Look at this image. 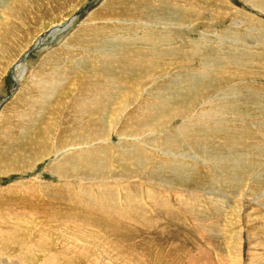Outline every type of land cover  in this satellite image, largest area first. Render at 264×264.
<instances>
[{
  "label": "rangeland",
  "instance_id": "1",
  "mask_svg": "<svg viewBox=\"0 0 264 264\" xmlns=\"http://www.w3.org/2000/svg\"><path fill=\"white\" fill-rule=\"evenodd\" d=\"M27 1L0 0V50L9 45L6 56L0 51V119L12 117L23 85L36 89L32 77L35 83L54 85V95L44 104L40 118L24 110L15 115L21 126L20 114L29 116V127L21 132L30 137L23 133L22 145L31 143L36 149L20 160L11 156L0 162V228L11 231L7 235L3 230L7 236L0 243V264H51L52 259L55 264H264V141L255 144L254 139V133L264 134L263 73H235L221 84L211 76L191 92L186 85L188 78L201 81L203 68L211 66L235 67L244 64L240 60L263 61L264 66V0H144L145 7L143 0ZM138 1L144 17L132 18L128 8L135 11ZM41 11H46V17L40 16ZM23 12L33 16L29 25L21 20ZM14 25L18 32L13 37ZM5 32L14 39L5 41ZM58 51L65 69L72 70L65 82L41 63ZM157 88L164 89L160 97L165 99L172 95L170 90L180 93L169 101L154 97ZM215 100L225 106L218 111V122L211 120L215 114L210 103ZM73 101L80 103L74 106ZM44 114L46 120L41 118ZM198 117L209 119L212 128L215 124L249 127L244 139L236 136L246 141L245 148L243 144L227 151L220 126L189 127ZM180 131L196 138L201 131L200 145L187 144V138L194 137H179ZM44 137L50 139L45 143ZM3 141L0 138V144ZM122 144L136 157L130 165L129 157L125 161L119 157ZM84 150H98L92 170H83L89 165L77 157L69 171L62 166L67 175L55 171L69 151ZM36 153L42 159L30 163ZM226 170L232 175L227 179ZM208 173L212 179L205 178ZM107 192L114 196L113 202H101V193ZM88 194L93 195L89 196L94 198L92 203L83 199ZM60 195L70 197L69 203H59ZM134 198L137 205L131 203ZM43 210L50 211L49 216ZM76 245L82 246V254L76 253Z\"/></svg>",
  "mask_w": 264,
  "mask_h": 264
},
{
  "label": "bare ground",
  "instance_id": "2",
  "mask_svg": "<svg viewBox=\"0 0 264 264\" xmlns=\"http://www.w3.org/2000/svg\"><path fill=\"white\" fill-rule=\"evenodd\" d=\"M136 1V0H135ZM142 1V0H141ZM31 1L30 0H28L27 1V3H30ZM27 3H26V5H27ZM142 3V2H141ZM141 3L138 1V2H136V4L138 5V6H134V8H136V10L134 11V10H132V7H129L128 9H130V10H128V11H130V13H131V17L133 18V16H135V17H137L136 15L137 14H139L141 17H144L142 14H143V12L140 10V7H141ZM23 4V3H22ZM34 4V3H33ZM261 4V3H260ZM25 5V3L23 4V6ZM164 5V4H163ZM22 6V7H23ZM146 6V3H144V0H143V3H142V7H145ZM24 8V7H23ZM29 8V7H28ZM33 8V7H32ZM22 9V8H21ZM151 9V8H150ZM255 9V8H254ZM15 10V9H14ZM32 10V9H31ZM152 10V9H151ZM260 10H261V8H260ZM160 11V10H159ZM25 12V11H24ZM23 12V14H21L20 15V17H21V20L25 23V24H27V25H29L32 21V19H33V16L32 17H29L27 14H25ZM5 13H6V11H5ZM46 13V11H41V14H40V16H43V15H47V14H45ZM19 15V14H18ZM29 15H30V13H29ZM31 16V15H30ZM155 16V15H154ZM19 17V18H20ZM35 17V16H34ZM44 17H46V16H43V18ZM135 17H134V19H135ZM157 16H155V17H153V18H156ZM112 20V19H111ZM29 21H31V22H29ZM154 21V20H153ZM171 22H172V20H171ZM175 23V22H174ZM3 27V26H2ZM9 27V26H8ZM14 27H15V29H14V33H13V37L17 34V32H18V28L14 25ZM2 29V28H1ZM4 29V28H3ZM5 29H7V27H6V25H5ZM10 29H8V31H9ZM21 31V30H20ZM29 31V30H28ZM2 33V32H1ZM3 35V34H2ZM2 37H4L5 38V41H8V40H10V39H12L13 37H12V35H10L9 34V32H5L4 33V36H2ZM14 39V38H13ZM1 42V41H0ZM3 43H5V42H3ZM103 43H106V42H103ZM40 44V43H39ZM2 46V45H1ZM106 46V45H105ZM3 47V46H2ZM6 48H9V45H7L6 44V46H5V48L3 49V51L2 50H0V51H2V53H3V55L2 56H6L7 54L6 53H8V51H4V50H6ZM123 48V47H122ZM108 49H110V48H108ZM133 49V48H132ZM121 50V49H120ZM64 51V50H63ZM130 51H134V49L133 50H130ZM12 53V52H11ZM65 53H67L66 55H69L70 54V56L69 57H71V58H73L74 59V61L75 60H78V57H76L74 54H72L71 52H68V51H66ZM69 53V54H68ZM130 53V52H129ZM1 54V53H0ZM57 54H61L59 51L58 52H54V53H51V54H49V55H47V56H45V58L42 60V66H47V67H49V69L52 71V72H56V73H58L62 78H63V80H64V82L66 81V75H68L69 74V72H72V70L70 69V68H66L65 69V64H64V62H63V60H62V58H61V56H59V55H57ZM136 54V53H135ZM153 54V53H152ZM131 55H133L132 53H131ZM135 56L136 55H134V56H132V57H134L135 58ZM190 56V55H189ZM67 57V56H66ZM68 57V58H69ZM123 57V56H122ZM152 57V56H151ZM129 58V57H128ZM144 58V57H143ZM153 58V57H152ZM215 59H216V57H215ZM243 59H244V57H243ZM145 60V59H144ZM213 60V59H212ZM211 59H210V61H212ZM224 60V59H223ZM237 60H239V59H237ZM128 61V60H127ZM136 61V60H135ZM209 61V60H208ZM208 61H207V63H208ZM242 63H244V64H238V65H236L235 67H233V66H226L227 64H225V66H223V67H220V69H213V67L211 66L210 67V69L208 70V69H204L203 68V72L200 74V79H201V81H199V79H198V77H192V78H188L187 79V82L189 83V84H186V85H189V87H187L189 90L188 91H190L191 92V90L193 89V88H195V90H196V87H198L199 86V84H202L203 82V80L205 79V80H207V78L208 77H214L215 76V78H216V76L218 77V82L221 84V82L223 83V81H225V80H227L228 78H230V77H234L236 74L235 73H241V72H243V71H246L245 73H246V75H247V73H249L250 71H254V74L256 75V74H261V73H263L262 75L264 76V66H262V64H263V61H261L260 63H248L247 61L248 60H246V61H243V60H240ZM7 62V61H6ZM78 62V61H77ZM215 62V61H214ZM237 62V61H236ZM1 63V62H0ZM140 63V62H139ZM226 63V62H225ZM81 64V63H80ZM83 64V63H82ZM85 64V63H84ZM83 64V65H84ZM115 64V63H114ZM129 64V63H128ZM127 64V65H128ZM136 64V63H135ZM146 64H149L148 62H146ZM213 64V63H212ZM121 65V64H120ZM214 65V64H213ZM125 66V65H124ZM140 66V65H139ZM202 66V65H201ZM3 67V66H2ZM137 67V66H136ZM203 67V66H202ZM208 68V67H207ZM68 69V70H67ZM148 69V68H147ZM154 69V68H153ZM2 70V69H1ZM118 70V69H117ZM120 70H121V68H120ZM39 70H36L35 72L37 73ZM137 72H139V71H137ZM149 72V71H148ZM158 72H159V70H158ZM35 73V74H36ZM86 73V72H85ZM126 73V72H125ZM128 73V72H127ZM149 73H151V72H149ZM226 73L228 74V75H226ZM250 73H252V72H250ZM249 73V74H250ZM35 74H34V76H35ZM120 74V73H119ZM136 74V73H135ZM144 74V73H143ZM154 74V71H153V73H152V75ZM156 74V73H155ZM242 74V73H241ZM244 74V73H243ZM149 75V74H148ZM198 76V75H197ZM154 77V76H153ZM152 77V78H153ZM224 77H227V78H224ZM236 77V76H235ZM224 80H223V79ZM210 79V78H209ZM31 83H32V85H34V87L36 88L35 90H33L30 86H26V85H23V88H21V90H20V94H19V97H18V99H19V106L16 108H13V115H11L12 117L11 118H5V116H1V117H3L4 119H5V122L2 120V118L0 119L1 121H3V124H0V138H2L4 141H5V143H4V141H3V143L4 144H0V162L1 161H7V160H11V156H12V159L14 158V159H19L20 160V158L21 157H23L24 156V158L27 156V155H29V154H32V153H30V152H32L33 151V147H35V146H33V144H31V143H29V144H27L26 146H23L22 145V143L24 142L23 141V139L26 137L23 133H26V135H28L27 134V132H21L22 130H24V131H26V129L25 128H28L29 127V116L27 115V114H24V113H21L20 115L22 116V121H23V123H24V125L23 126H21V123H20V121H18L17 119H16V117H15V115H17L18 113H20L22 110H24L25 112H27V113H29L30 115H33L34 113L40 118V114H41V110L42 109H44V104L45 103H47L48 102V100H49V98H51L54 94H53V86L54 85H52V84H50V83H48V82H41V81H38V82H36L35 83V80H34V77H32L31 79ZM95 80V79H94ZM105 80H107V78H105ZM173 80V79H172ZM176 80V79H175ZM68 81V80H67ZM96 81H97V78H96ZM140 81V80H139ZM208 81V80H207ZM229 81H230V79H229ZM228 81V82H229ZM178 82V81H177ZM183 82V81H182ZM182 82H179V83H182ZM186 82V83H187ZM90 83H92V82H90ZM95 83V82H94ZM178 83V84H179ZM208 83H210V82H208ZM218 83V84H219ZM99 84V83H98ZM136 84H137V82H136ZM140 84V83H139ZM205 84V83H204ZM203 84V85H204ZM242 84V83H241ZM87 85V84H86ZM90 85V84H89ZM89 85H87V86H89ZM109 85V84H108ZM111 85V84H110ZM183 85H185V84H183ZM198 85V86H197ZM212 85V84H211ZM210 85V86H211ZM217 85V84H216ZM97 86V85H96ZM182 86V85H181ZM181 86H179V87H181ZM205 86V85H204ZM251 86V85H250ZM253 86V85H252ZM95 87V86H94ZM160 87V86H159ZM161 87H163V86H161ZM173 88H174V85H173ZM241 88V87H240ZM105 89H106V87H105ZM104 89V90H105ZM182 89H184V88H182ZM212 89V88H211ZM250 89V88H249ZM33 90V91H32ZM252 90V89H251ZM35 91V92H34ZM82 91V90H81ZM115 91V90H114ZM164 91V89H162V88H157L156 89V92L154 93L155 94V96L154 97H158V98H162V97H160V95H161V93ZM177 91H179V90H177V89H174V90H170V92H172L171 94L172 95H175V94H178V93H180V91L179 92H177ZM186 91H187V89H186ZM193 91V90H192ZM202 91H204V89L202 90ZM258 91V90H257ZM58 92V91H57ZM168 92V91H167ZM190 92H187L189 95H190ZM205 92V91H204ZM243 92V91H242ZM169 93V92H168ZM182 93H183V91H182ZM93 94H94V92H93ZM153 94V93H152ZM165 94H167V93H165ZM201 94V93H200ZM33 95V96H32ZM35 95V96H34ZM171 95V96H172ZM32 96V97H31ZM84 96V95H83ZM94 96H97V95H94ZM171 96H167V98L165 99V96H163L164 98H162V99H165V100H172V98H171ZM148 97V96H147ZM193 97V96H192ZM231 97V96H230ZM98 98V97H97ZM153 99V98H152ZM169 100V101H170ZM223 100V99H222ZM244 100V99H243ZM150 101V100H149ZM231 101V100H230ZM229 101V102H230ZM148 102V101H147ZM167 102V101H166ZM215 102V103H214ZM214 102H212V103H210V105H211V107H213V108H211V113H213V114H215V116L211 119V120H213V121H215L216 119H220V116H219V112L218 111H222L223 110V106H224V104H223V101L221 102L220 100L219 101H217V100H215ZM73 103H76V101H73ZM80 102H78V103H76L74 106H76V105H78ZM165 103V102H164ZM16 104H17V101H16ZM146 104V103H145ZM145 104H143L144 106H145ZM235 104V103H234ZM238 104V103H237ZM256 104H258V103H256ZM123 105H125V104H123ZM209 105V106H210ZM225 105H228V106H233V104H225ZM249 105H252V104H250L249 103ZM249 105H248V107H249ZM126 106V105H125ZM238 106V105H237ZM236 106V107H237ZM141 107V106H140ZM146 107V106H145ZM154 107H156V105L154 106ZM153 107V108H154ZM225 107V106H224ZM251 107V106H250ZM7 108H9V107H7ZM244 108V107H243ZM11 109V108H10ZM253 109V108H252ZM47 110V109H46ZM226 110V109H225ZM232 110V109H231ZM230 110V111H231ZM233 110H235V109H233ZM83 111H89V110H87V109H85V110H83ZM236 111L238 112V113H240L241 112V110L240 109H236ZM253 111H254V109H253ZM264 111V110H263ZM6 112V111H5ZM223 112H226V111H223ZM229 112V111H228ZM232 112V111H231ZM46 113H47V111H46ZM81 113V112H80ZM207 113V112H206ZM222 113V112H221ZM230 113V112H229ZM263 113V112H262ZM7 115L6 116H8V113H6ZM9 114H11V113H9ZM61 114V113H60ZM69 114V113H68ZM4 115H5V113H4ZM207 115V114H206ZM208 115H211V114H209L208 113ZM223 115V114H222ZM221 115V116H222ZM227 115V114H226ZM10 116V115H9ZM47 114L45 115L44 114V116L43 117H41V118H43V119H47ZM228 116V115H227ZM233 116V115H232ZM65 117V116H64ZM90 117V116H89ZM88 117V118H89ZM264 117V116H263ZM66 118V117H65ZM226 118V117H225ZM224 119V118H223ZM42 120V119H41ZM56 120H59V119H56ZM211 120H210V122H211ZM251 120V119H250ZM1 121H0V123H1ZM60 121V120H59ZM90 121H91V119H90ZM96 121V120H95ZM207 121H209V119H204V118H202V117H198L197 118V120H195L194 122H192L191 123V125L189 126V127H191L192 129H200V128H202L203 126H206L208 129L209 128H211L212 130L213 129H215V128H217V127H221V128H223V133H222V135L220 136V138L222 139V142L226 145V149L227 148H229V149H240V147H242V145L244 144V148H245V143H246V141L245 140H243L244 139V135H243V133L245 132V131H247V129L249 128H247V129H245V130H241L239 127H236V126H229V125H225L224 123H226V122H224L223 124L224 125H222V124H215L217 127H214V128H212V126L210 127V125L208 124L209 122H207ZM217 121V120H216ZM39 123H40V120L38 121ZM67 121H64V123H66ZM153 122V121H152ZM218 122V121H217ZM244 122V121H243ZM242 122V123H243ZM42 123V122H41ZM59 123V122H58ZM43 124V123H42ZM227 124H230L229 122L227 123ZM231 125V124H230ZM67 125L65 124V126L64 127H66ZM129 126H130V124H129ZM60 127V126H59ZM62 127V126H61ZM63 127V128H64ZM69 127V126H68ZM37 128V127H36ZM36 128H33V129H35V130H37ZM41 128V127H40ZM43 128H47L46 126H44ZM29 129H31V128H29ZM32 129V130H33ZM39 129V128H38ZM42 129V128H41ZM40 129V130H41ZM97 129V128H96ZM243 129V128H242ZM35 130L33 131V132H35ZM55 130V129H54ZM53 130V131H54ZM70 130V129H69ZM103 130V129H102ZM211 130V131H212ZM250 130H252V129H250ZM254 130V129H253ZM39 131V130H38ZM41 131H43V130H41ZM52 131V130H51ZM59 131V130H58ZM201 131H202V129H201ZM201 131L199 132V135L201 134ZM40 132V131H39ZM38 132V133H39ZM56 132V131H55ZM60 132H63V131H61V129H60ZM59 132V133H60ZM84 132V131H83ZM97 132V131H96ZM250 132V131H249ZM31 133V132H30ZM51 133V132H50ZM50 133H46V135H50ZM183 132H179L178 133V135H179V137H180V135H182V137H183V135L185 136V138H187V135L188 134H190V135H188V136H193L194 138L193 139H188L187 138V144H191L189 141H191V142H195V144H192V145H200V140H199V135H198V137L196 138V136H194V134L193 133H185V134H182ZM37 134V133H36ZM52 134H53V132H52ZM57 134V133H56ZM39 135V134H38ZM134 135H135V133H134ZM237 135H240V137H243V139H241V138H237L236 136ZM247 135V134H246ZM251 135H253V133H249L248 134V136L249 137H251ZM32 136V135H31ZM42 135H40V137H41ZM61 136V138H63L64 139V137H62V135H60ZM60 136H58V137H60ZM254 136H255V144H258V143H261V142H263L264 141V134H259L258 132H256V133H254ZM28 137H30V135H28ZM34 137H37V138H40V137H38V136H34ZM52 137V136H51ZM56 138V139H58V140H60L59 138ZM89 137V136H88ZM36 138V139H37ZM49 138V137H48ZM48 138H46V137H44V138H42L41 140H43V141H45V139H47V141L50 139H48ZM77 138V137H76ZM246 138V137H245ZM51 139H54V138H51ZM180 139H182V138H180ZM219 139V138H218ZM218 139H217V141H218ZM65 140V139H64ZM38 141H39V139H38ZM47 141H45V143L47 142ZM130 141V140H129ZM245 141V142H244ZM31 142H33V141H31ZM59 142V141H58ZM60 142H61V140H60ZM134 142V141H133ZM184 142V141H183ZM219 142V141H218ZM251 142H252V140H251ZM2 143V142H1ZM39 143V142H38ZM197 143V144H196ZM247 143H248V141H247ZM250 143V142H249ZM41 144H43L42 142H41ZM47 144H49V143H47ZM47 144H45V145H47ZM59 144V143H58ZM62 144V143H61ZM223 144V145H224ZM253 144V143H252ZM220 145V144H219ZM221 145H222V143H221ZM224 145V146H225ZM2 146V147H1ZM37 146H40V145H38L37 144ZM54 146V145H53ZM61 146H63V145H61ZM65 146V145H64ZM73 146H75L74 144H73ZM120 146V145H119ZM188 146V145H187ZM251 146H253V145H251ZM41 147V146H40ZM153 147V146H152ZM201 147V146H200ZM200 147H198V148H200ZM255 147H257V145L255 146ZM38 148V147H37ZM42 148H44V146L42 147ZM46 148V147H45ZM44 148V149H45ZM53 148V147H52ZM57 148H58V146H57ZM74 148V147H73ZM186 148V147H185ZM189 148H190V146H189ZM202 148H203V146H202ZM221 148H223V149H225L224 147H221ZM35 149H36V147H35ZM38 149H40V148H38ZM109 149V148H108ZM194 149V148H193ZM229 149H227V151L229 150ZM247 149V148H246ZM55 150V149H54ZM59 150H60V148H59ZM74 150V149H73ZM118 150V149H117ZM116 150V151H117ZM120 151H121V146H120V149H119ZM118 150V151H119ZM127 150H129V153H127ZM133 150V149H132ZM248 150V149H247ZM252 149L250 148L249 149V151H251ZM257 150V149H256ZM46 151V150H45ZM97 152H98V150H96ZM96 151H94V150H84L83 152H80V153H76V154H74L72 151H69L63 158H62V160H60L59 161V164L60 165H56L57 166V169L55 170V171H57L58 170V173H59V171H61L62 172V175H67V174H64V172H63V169H61L62 168V166H65V169H67V171H69V166L71 165V163L74 165V162H76V159H77V157H81V158H78V159H80L81 161H82V163L83 164H88L89 166H85L84 168H83V170H88V169H90V170H92V164H93V161H94V156L96 155L97 156V152ZM106 152H108L107 150H105ZM119 151V152H120ZM137 151V150H136ZM258 151V150H257ZM34 152V151H33ZM41 152H43L42 151V149H41ZM105 152V153H106ZM133 152V151H132ZM48 153H49V151H48ZM95 153V154H94ZM256 151H255V153H254V157H255V159L254 160H256L257 161V159H258V157H257V155H256ZM13 154V155H12ZM37 154H39V153H36V154H34V155H31V160H29L30 161V163H33V162H35V160L36 159H38V157H40L41 156V159H42V155H40V156H38ZM174 154V153H173ZM240 154V153H239ZM238 154V155H239ZM241 155H242V153H241ZM259 155V154H258ZM47 156V155H46ZM138 156V155H137ZM250 156V155H249ZM260 156V155H259ZM93 157V158H92ZM100 157V156H99ZM119 157H121V159H123L124 161L125 160H127L128 159V157H129V160L127 161V164H131L132 163V161H134L133 159L134 158H136L135 156H132L131 154H130V148L127 146V145H123L122 144V153H120V155H119ZM262 157H264L263 155H262ZM23 158V159H24ZM226 158V157H225ZM230 158V157H229ZM239 158V157H238ZM261 158V157H260ZM13 159V160H14ZM29 159V158H28ZM244 159V158H243ZM250 159V158H249ZM263 159V158H262ZM261 159V160H262ZM39 160H40V158H39ZM261 160L259 161V162H261ZM235 161V160H234ZM242 161V160H241ZM256 161L254 162V164H256ZM37 162V161H36ZM168 162H170V164H173V166H175L176 165V163H177V161L175 162V161H168ZM182 162V161H181ZM251 162H253V160L251 161ZM16 163V162H15ZM122 163V162H121ZM125 163V162H124ZM138 163V162H137ZM262 163V162H261ZM180 163L178 162V166H180L179 165ZM75 165H76V163H75ZM166 165V164H165ZM246 165H247V163H246ZM250 165H252V164H250ZM258 165V164H257ZM260 165V164H259ZM258 165V166H259ZM55 166V167H56ZM72 166V165H71ZM140 166V165H139ZM182 166V165H181ZM180 166V167H181ZM232 166H234V165H232ZM255 166V165H254ZM54 167V168H55ZM75 167V166H74ZM124 167V166H123ZM243 167V166H242ZM249 167V166H248ZM251 167H253V166H251ZM250 167V168H251ZM256 167V166H255ZM79 168V167H78ZM177 168H179V167H177ZM213 169V168H212ZM237 169V168H236ZM247 169H249V168H247ZM252 169H254V168H252ZM71 170V169H70ZM74 170V169H73ZM156 170V169H155ZM180 170H182V169H180ZM180 170H178L177 169V171H180ZM187 170V169H186ZM185 170V171H186ZM251 170V169H250ZM12 171V170H11ZM66 171V172H67ZM76 171V170H75ZM191 171V170H190ZM214 171L215 170H212L211 172L214 174ZM229 171H231V172H233V170H230L229 169ZM228 170H226V172H225V174H224V177H226V179H227V176H230L231 175V172H229ZM87 172V171H86ZM52 173V172H51ZM154 173V172H153ZM234 173V172H233ZM69 174V173H68ZM175 174V173H174ZM227 174V175H226ZM230 174V175H229ZM85 175V174H84ZM146 175V174H145ZM69 176V175H68ZM197 176V175H196ZM206 176H208V177H205V178H207V180L208 179H210L209 178V173L208 174H206ZM215 176V175H214ZM223 176V175H222ZM232 176V175H231ZM233 176H234V174H233ZM237 176V175H236ZM201 177V176H200ZM213 177V176H212ZM217 178V177H216ZM212 179V178H211ZM233 179V178H232ZM169 181V180H168ZM233 181V180H232ZM201 183H204V182H201ZM200 183V184H201ZM212 183V182H211ZM236 183V182H235ZM234 183V184H235ZM165 184H167V183H165ZM199 184V185H200ZM218 184H219V182H218ZM233 184V183H232ZM196 185H197V183H196ZM210 185V184H209ZM236 185V184H235ZM261 185V184H260ZM214 186V185H213ZM45 189V188H44ZM112 189V188H111ZM202 190V189H201ZM108 191V190H107ZM137 191H138V189H137ZM111 192V191H110ZM82 193V192H81ZM104 193V192H103ZM103 193H101L102 194V196H101V198L103 199V201H101V202H104V200H105V202H107V201H109V202H113L114 201V196L113 195H111V194H109L108 192V194L107 193H105V194H103ZM92 196L93 197V195L92 194H88V196H86L85 198H83L86 202H88V203H92L93 201H94V198H92L91 197V199H90V197L89 196ZM146 196V195H145ZM100 197V196H99ZM130 197H132V196H130ZM134 197V196H133ZM69 198L70 197H67L66 195L64 196V195H60V196H58V199L60 200V202L59 203H65V202H68L69 201ZM80 198V197H79ZM100 198V199H101ZM128 199H130L129 197H127ZM200 198V197H199ZM64 199V201H62ZM132 199V198H131ZM203 199V198H202ZM107 200V201H106ZM138 200V199H137ZM136 200V198H134L133 200H131V203H133V204H135V205H137L138 204V201ZM18 201V200H17ZM84 201V202H85ZM144 201V200H143ZM100 202V201H99ZM100 202V203H101ZM104 202V203H105ZM129 202V201H128ZM57 203V202H56ZM63 203V204H64ZM69 203V202H68ZM97 204V203H96ZM109 203H107V205H108ZM120 204V203H119ZM127 204V203H126ZM133 204H131V208H132V206H133ZM59 205V204H58ZM100 206H101V208H102V205L101 204H99ZM124 205V204H123ZM164 207H165V209H166V204H162ZM36 207H37V205H35ZM95 206V205H94ZM110 206V205H109ZM120 206H122V205H120ZM125 206V205H124ZM127 206V205H126ZM57 207V206H56ZM104 207H106L105 206V204H104ZM108 207V206H107ZM42 208H46L47 209V207H42ZM51 208V207H50ZM101 208H100V211H101ZM119 208V207H118ZM127 208H128V206H127ZM24 209V208H23ZM48 209H49V207H48ZM61 209V208H60ZM105 209V208H104ZM116 208H114V210H115ZM123 209V208H122ZM169 209V208H168ZM31 210V209H30ZM52 210H54V209H52ZM99 210V209H98ZM109 210V209H108ZM129 210V209H128ZM127 210V211H128ZM159 210V209H158ZM170 210V209H169ZM194 210V209H193ZM196 210V209H195ZM33 211V210H32ZM99 211V212H100ZM132 211V209H130V211L129 212H131ZM166 211H168V210H166ZM20 212H25V210H21ZM20 212H18V213H20ZM27 212V211H26ZM34 212V211H33ZM38 212V211H37ZM42 212V211H41ZM43 212L45 213V211L43 210ZM42 212V213H43ZM50 212V211H49ZM49 212H46V213H48V214H46V215H48L49 216ZM57 212H60L59 210H56L55 211V213H57ZM102 212H103V209H102ZM105 212H106V210H105ZM112 212H114L113 210H112ZM116 212V211H115ZM134 212V211H133ZM41 213V214H42ZM54 213V214H55ZM91 213V212H90ZM98 213V212H97ZM104 213V212H103ZM110 213V212H109ZM118 213V212H117ZM136 213V212H135ZM163 213V212H162ZM22 214V213H21ZM31 214V213H30ZM36 214V213H35ZM52 214H53V212H52ZM58 215H59V213H57ZM128 214V213H127ZM133 214V216H135L134 215V213H132ZM192 214V213H191ZM26 215H28V214H26ZM91 215V214H90ZM106 215V214H105ZM126 215V214H125ZM129 215V214H128ZM139 215V214H138ZM263 215V214H262ZM16 216V215H15ZM14 216V217H15ZM18 216V215H17ZM16 216V217H17ZM30 216V215H29ZM31 216H34L33 214H31ZM38 216H43V215H38ZM53 216V215H52ZM54 216H56V214L54 215ZM53 216V217H54ZM62 216V215H61ZM123 215H121V217H122ZM132 216V215H131ZM111 217V216H110ZM114 217V216H113ZM123 217H125V216H123ZM128 217V216H127ZM47 218H49V217H47ZM55 218H57V216L55 217ZM59 218V217H58ZM119 218H120V216H119ZM129 218H131V217H129ZM137 218H139V217H137ZM51 219H52V217H51ZM106 219V218H105ZM125 219H127V218H125ZM124 219V220H125ZM133 219V218H132ZM131 219V220H132ZM134 219H135V217H134ZM141 219H142V217H141ZM48 221H49V219H47ZM143 220V219H142ZM152 221V220H151ZM59 222V221H58ZM128 222V221H127ZM130 222V221H129ZM145 222H148V220L147 221H145ZM27 223V222H26ZM50 223H52V222H50ZM60 223V222H59ZM147 224V223H146ZM51 225V224H50ZM115 226V225H114ZM144 226V225H143ZM156 227V226H155ZM50 228V227H49ZM128 228V227H127ZM200 228V227H199ZM98 229V228H97ZM148 229V228H147ZM202 229V228H201ZM3 230H5V229H2V228H0V243L3 245L4 244V238L7 236V235H10V232H9V230L7 231V230H5V231H7V235L5 234V233H3ZM100 230V229H99ZM135 230V229H134ZM154 230V229H153ZM202 230H204V229H202ZM131 231V230H130ZM105 232V231H104ZM181 232V231H180ZM175 233V232H174ZM102 234V233H101ZM111 234V233H110ZM161 234V233H160ZM151 235V234H150ZM49 237V236H48ZM132 237V236H131ZM172 237V236H171ZM170 237V238H171ZM20 239V238H19ZM88 239V238H87ZM151 239H153V238H151ZM166 239H167V237H166ZM173 239V238H172ZM168 240V239H167ZM111 241V240H110ZM128 241V240H127ZM139 241V240H138ZM84 242V241H83ZM83 242H81L82 243V245H83ZM86 242V241H85ZM93 242V241H92ZM91 242V243H92ZM173 242V241H172ZM186 242V241H185ZM88 243V242H87ZM86 244V243H85ZM154 244H156V243H154ZM166 244V243H165ZM21 246V245H20ZM20 246H18V247H20ZM81 246V245H80ZM78 247V245H76V248H74L75 250H76V253H78V254H82V246L81 247ZM84 246V245H83ZM90 246V245H89ZM110 246V245H109ZM91 247V246H90ZM107 247V246H106ZM106 247H103V248H106ZM241 247V246H240ZM86 248V247H85ZM263 248V247H262ZM31 249V248H30ZM64 249V248H63ZM90 249V248H89ZM107 249V248H106ZM100 250V249H99ZM63 251V250H62ZM81 251V252H80ZM88 252H89V250H87ZM86 251V252H87ZM97 251V250H96ZM69 252V251H68ZM88 252H87V254H88ZM28 253V252H27ZM59 253V252H58ZM64 253V252H63ZM62 253V254H63ZM66 253V252H65ZM29 254H31V253H29ZM53 254H55V253H53ZM69 254V253H68ZM84 254V253H83ZM57 256H58V254H56ZM69 255H71L72 256V252H71V254H69ZM68 255V256H69ZM77 255V254H76ZM35 256V255H34ZM53 256H55V255H53ZM60 256V255H59ZM58 256V257H59ZM62 256V255H61ZM65 256H67L66 254H65ZM181 257V256H180ZM50 258V257H49ZM48 258V259H49ZM60 258H62V257H60ZM65 258H67V257H65ZM68 258H70V257H68ZM72 258V257H71ZM71 258L69 259V260H71ZM184 258V257H183ZM31 259H33V258H31ZM35 259V258H34ZM73 259H75V257L73 258ZM61 260V259H60ZM62 260H63V258H62ZM66 260V259H65ZM68 260V259H67ZM66 260V261H67ZM31 261H34V260H31ZM49 261V260H48ZM59 261V260H58ZM65 261V262H66ZM184 261V260H183ZM3 262V261H2ZM61 262V261H60ZM59 262V263H60ZM71 262V261H70ZM89 262V261H88ZM93 262V261H92ZM176 262V261H175ZM6 263V262H5ZM34 263V262H33ZM50 263V262H49ZM48 263V264H49ZM52 263H54L53 262V259H52ZM51 263V264H52ZM63 263V262H62ZM75 263V262H74ZM189 263V262H188ZM7 264H16V263H14V261H9ZM36 264V263H35ZM55 264V263H54ZM58 264V263H57ZM87 264H89V263H87ZM90 264H92V263H90ZM174 264V263H173Z\"/></svg>",
  "mask_w": 264,
  "mask_h": 264
}]
</instances>
